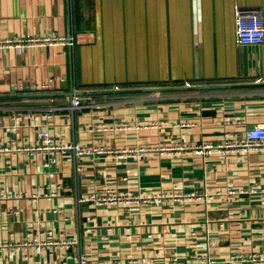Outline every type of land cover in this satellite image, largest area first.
<instances>
[{
  "label": "crops",
  "instance_id": "0c3cea01",
  "mask_svg": "<svg viewBox=\"0 0 264 264\" xmlns=\"http://www.w3.org/2000/svg\"><path fill=\"white\" fill-rule=\"evenodd\" d=\"M237 5L264 15V0H0V38L55 31L73 40L0 47V264L81 254L91 264H264L250 259L264 254V191H239L264 187V149L218 145L264 124V84L233 85L264 82V41L237 42ZM49 77V89L19 88ZM198 84L215 86L109 90ZM72 88L89 91L75 109L58 95L42 97L51 104L8 102ZM117 121L129 127H94ZM43 126L101 150L28 149ZM107 187L194 194L79 200Z\"/></svg>",
  "mask_w": 264,
  "mask_h": 264
},
{
  "label": "built area",
  "instance_id": "2783aa9c",
  "mask_svg": "<svg viewBox=\"0 0 264 264\" xmlns=\"http://www.w3.org/2000/svg\"><path fill=\"white\" fill-rule=\"evenodd\" d=\"M235 33L238 43L254 44L264 41V15L260 12H247L243 10L239 5L235 6ZM72 35L61 34L55 31H48L44 33L24 34L14 37L0 38V47L9 48L15 47L18 52H21L25 47L34 46L38 44H72ZM53 85V78L49 77L42 81H29L21 82L19 88L25 90H44L49 89ZM68 105L75 109L82 105V97L79 94L71 96ZM191 122H182V124H190ZM97 129H121L129 127L126 121H117L113 124L107 123H95ZM223 147H237L242 151L248 152L255 149H264V124L256 123L249 127H246L244 132L234 139H228L224 143L218 144ZM210 144L204 143L201 146H196L197 152L202 151L203 148L209 147ZM177 147H185L184 143L177 145ZM28 149H33L38 153H47L54 155L59 152H73L75 155L90 154L96 151H100L101 147H94L85 145L80 140H70L62 136L53 134L50 132L47 126H43L40 129L38 141L35 145H29ZM242 192H257L264 191V187L256 184L248 185L241 188ZM228 192H236L232 187L228 188ZM192 192H184L177 190L174 187L171 191H151L145 192H119L113 188L107 187L100 190H91L86 195H81L79 200L82 202L92 203H114L120 201H162L167 197L173 199H182L193 195ZM1 195V193H0ZM251 261L258 262L264 261V254L260 257L255 254H251ZM44 264H91L86 254H81L76 260L63 262L52 261ZM185 264V263H176ZM196 264H207V260L202 258Z\"/></svg>",
  "mask_w": 264,
  "mask_h": 264
},
{
  "label": "water",
  "instance_id": "95a60500",
  "mask_svg": "<svg viewBox=\"0 0 264 264\" xmlns=\"http://www.w3.org/2000/svg\"><path fill=\"white\" fill-rule=\"evenodd\" d=\"M255 84H264L257 83V82H246V83H236L233 85H255ZM224 86H233L230 84H221ZM215 85L211 84H198V85H154V86H143V87H135V88H115V89H109L111 91L117 92V91H166V90H182V89H190V88H209ZM89 91H76L73 88L68 91H62V92H29V93H19V94H12L8 95V97L14 98L13 100L8 101L11 105H42V104H51L52 99L49 98H42V97H48L53 95L58 96H64L61 100L62 103H68L71 96L74 94H81L86 93ZM92 92V91H90ZM66 96H69V100L66 98Z\"/></svg>",
  "mask_w": 264,
  "mask_h": 264
}]
</instances>
